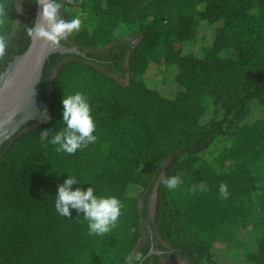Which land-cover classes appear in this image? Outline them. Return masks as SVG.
Returning a JSON list of instances; mask_svg holds the SVG:
<instances>
[{
    "label": "trees",
    "instance_id": "16d2710c",
    "mask_svg": "<svg viewBox=\"0 0 264 264\" xmlns=\"http://www.w3.org/2000/svg\"><path fill=\"white\" fill-rule=\"evenodd\" d=\"M0 5L8 12L0 17L1 74L30 43L27 27L34 25L36 0ZM61 13L79 15L82 25L59 44L81 52L118 42L122 23H139L141 40L130 55L125 84L74 54H52L45 63L40 90L49 79V63L62 62L52 81L49 122L0 148V264H127L136 251L145 255L137 248L145 211L140 213L132 191L145 189V179L162 170L187 181L189 195L180 188L183 182L175 190L160 184V238L180 235L184 242L174 246L177 253L192 264L210 263L218 238L251 223L255 206L264 215V173L250 166L264 158V120L246 121L252 106H264V0H65ZM197 16L211 28L210 41L201 53L183 52L193 40ZM167 41L175 43L163 55L174 96L143 82L151 58ZM74 91L89 98L97 140L74 154L57 152L40 129L62 127V97ZM230 130L227 156L241 162L214 169L203 154ZM68 174L84 183L73 188L91 184L123 202L109 233L90 235L82 213L71 209L70 217H62L55 211L57 186ZM221 184L227 185V198ZM240 263L264 264V230Z\"/></svg>",
    "mask_w": 264,
    "mask_h": 264
},
{
    "label": "clouds",
    "instance_id": "9594fccd",
    "mask_svg": "<svg viewBox=\"0 0 264 264\" xmlns=\"http://www.w3.org/2000/svg\"><path fill=\"white\" fill-rule=\"evenodd\" d=\"M41 5L40 20L32 27H27L28 35L33 39H44L59 44L69 33L81 28L82 20L79 15L71 17L62 15L64 0H39ZM8 15L6 8L0 5V17ZM5 40L0 37V55L3 54ZM62 127L54 129L44 127L40 129V136L56 146L57 152L74 154L97 140L94 134L96 124L92 116V109L88 96L81 91L63 94L62 97ZM160 182L168 190H175L182 182L178 174L162 175ZM75 175H67V178L57 186L54 197L55 211L62 217H70L71 209L82 213L87 222L90 235L102 236L109 233L118 223L123 202L114 195L99 194L94 185L86 189L73 188V185H82ZM203 190L205 185L201 183ZM221 195L227 198L229 193L226 184H221ZM144 253L136 251L127 258V264H143Z\"/></svg>",
    "mask_w": 264,
    "mask_h": 264
},
{
    "label": "rangeland",
    "instance_id": "374dc122",
    "mask_svg": "<svg viewBox=\"0 0 264 264\" xmlns=\"http://www.w3.org/2000/svg\"><path fill=\"white\" fill-rule=\"evenodd\" d=\"M194 29L195 33L193 40L185 48L182 46L183 52L186 49H189L195 53H201L205 45H207L210 41L211 28L206 22L201 20L199 16L195 17ZM140 34L141 33L139 23H122L119 24L116 28V35L119 38V41L136 37ZM109 45L110 44H106L101 48L96 49V51L104 50ZM174 47V42L167 41L163 43L157 49L154 56L151 58L150 64L148 65L147 70L143 74V82L146 87L150 89H157L166 96H174L175 87L169 79L170 71L168 70L166 64L163 61V55L164 51L173 50ZM115 80L120 84H125L127 83L128 78H115ZM205 106L208 112H212L213 108L212 102L210 100H207L205 102ZM257 119L264 120V106L254 105L250 108L246 120L247 123L250 124ZM233 132V130H230L227 138L224 141L219 143L211 151H208L203 154L204 161L207 162L212 168L218 169L220 167V164H225V166H234L241 162V159L239 157L227 156V150L232 146L233 143ZM250 166L252 169L264 173V158L257 160ZM162 175H166L164 170L160 172L157 178L147 177L144 181L146 184L145 189L139 188L137 190L132 191L133 195L139 196L140 213L145 211L144 215L142 214L141 217V236L139 238L137 248L141 246L142 242L147 237L149 231L158 238V241H161L162 244L169 246L173 250L175 249L174 246H181V244L184 242L183 238L180 235L174 236L171 239L164 240L160 238L158 233V226L156 222V208L158 203V188L161 184L160 180ZM183 186L184 191L187 195H189L187 181H184L181 184L180 188H182ZM146 210L149 211L148 217H146ZM262 230H264V215L262 214L259 209V206L257 205L254 208L251 223L247 225H237L231 232L225 233L220 238H218L214 242L215 251L212 252V261L210 263L204 264H241V258L248 250L250 243L253 240L257 239V237H259ZM147 264H185V262H183L176 256L172 259H169L167 257L164 258L163 256L155 254L154 257H152Z\"/></svg>",
    "mask_w": 264,
    "mask_h": 264
},
{
    "label": "water",
    "instance_id": "95a60500",
    "mask_svg": "<svg viewBox=\"0 0 264 264\" xmlns=\"http://www.w3.org/2000/svg\"><path fill=\"white\" fill-rule=\"evenodd\" d=\"M40 11L41 5L36 0L34 25L39 23ZM56 53L85 57L76 46L31 37L27 49L15 56L0 74V148L28 129L49 122L50 105L40 100L39 84L45 63ZM29 122L36 124L24 128Z\"/></svg>",
    "mask_w": 264,
    "mask_h": 264
},
{
    "label": "flooded vegetation",
    "instance_id": "af4514ba",
    "mask_svg": "<svg viewBox=\"0 0 264 264\" xmlns=\"http://www.w3.org/2000/svg\"><path fill=\"white\" fill-rule=\"evenodd\" d=\"M21 1L22 0H20V3ZM30 6L31 5L29 4V7ZM140 40L141 36L139 35L110 44L107 48L101 51H82L83 53H85V57H81L82 62L90 63L102 71H104V69L108 70L110 72V75L114 78L126 79L128 78V64L130 55L132 51L137 47ZM15 45L16 44L14 42L12 46ZM61 63L62 62L59 61L50 62L47 66L45 75L49 76V79L44 81V90L42 89L39 91L40 100L49 102L51 82ZM34 124H36V122H32L30 126ZM148 213L149 211L146 210V217H148ZM140 247L143 249V251H146L144 259L147 258L146 255L150 253V258L155 254L163 256L164 258L167 257L169 259H172L176 256L177 258L185 262V264H192L191 260H189L187 257H184L180 253H177L175 250L171 249L169 246L162 244L161 241H158V238L150 231L148 232L147 237L142 242Z\"/></svg>",
    "mask_w": 264,
    "mask_h": 264
}]
</instances>
